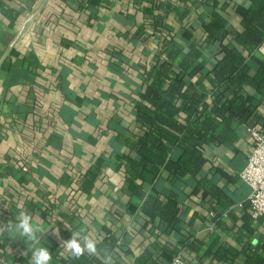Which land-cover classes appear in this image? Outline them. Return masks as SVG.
<instances>
[{
    "label": "crops",
    "instance_id": "1",
    "mask_svg": "<svg viewBox=\"0 0 264 264\" xmlns=\"http://www.w3.org/2000/svg\"><path fill=\"white\" fill-rule=\"evenodd\" d=\"M249 5L250 0H0V264H30V242L7 229L21 211L43 226L38 246L49 249L50 264H70L63 242L73 234L96 245L116 238L107 264H165V244L187 264H257L248 251L264 242V218L245 225L250 187L240 178L251 152L247 125L233 122L236 141L218 138L205 149L201 175L221 194L195 192L196 178L172 180L167 170L155 184L143 185L146 193L177 194L181 222L169 237L129 189L121 157L135 155L125 137L139 130L125 100L150 82L167 36L175 39L167 41L170 47L184 52L197 44L206 67L193 81L209 90L206 73L218 58V43L207 40V28L213 34L219 26L241 28V9ZM120 55L127 61L120 62ZM245 90L260 97L249 85ZM260 112L264 116V105ZM92 166L100 174L85 192L79 178ZM212 208L222 213L223 225L210 219ZM228 245L241 253L213 259Z\"/></svg>",
    "mask_w": 264,
    "mask_h": 264
},
{
    "label": "trees",
    "instance_id": "2",
    "mask_svg": "<svg viewBox=\"0 0 264 264\" xmlns=\"http://www.w3.org/2000/svg\"><path fill=\"white\" fill-rule=\"evenodd\" d=\"M241 13L239 29L227 30L219 26L213 34L215 29L207 28V40L214 39L218 43V58L206 73L211 82L209 90L200 89L193 81V77L206 67V62L200 60L197 44L192 42L189 50L184 52L167 44V41H175L170 35L163 42L162 58L154 63L157 66L150 82L138 96L125 100V104L134 109L139 124L138 132L125 137L126 145L135 152V155L124 153L121 156L126 162V181L132 193L143 199L142 207L151 217L159 218L158 229L165 236L172 235L181 222L182 208L177 194L173 192L165 197L157 190L146 193L143 185L155 184L167 170L172 180L196 178L195 192L200 189L213 196L219 195L221 188L207 175H201L207 162V146L218 138L225 144L236 141L238 133L232 128L235 121L264 128V116L260 112L264 105V53L257 54L264 47V0H250V5L242 8ZM118 57L120 62L127 61L121 55ZM248 85L260 97L246 93ZM127 131L125 127L118 128L123 135ZM173 149H178L174 157ZM99 174L98 167H90L79 178L80 188L85 192L90 190ZM211 211L214 212L212 222L223 225L222 213L217 208ZM244 217L245 225L253 219L251 212ZM263 218L259 219L262 221ZM117 246L116 238H104L97 243L96 254L85 251L78 259L69 258V263L106 264ZM162 251L165 264H170L179 254L166 244ZM240 253L232 245L222 246L213 254V259L227 261ZM248 258L264 264V242L250 248Z\"/></svg>",
    "mask_w": 264,
    "mask_h": 264
},
{
    "label": "built area",
    "instance_id": "3",
    "mask_svg": "<svg viewBox=\"0 0 264 264\" xmlns=\"http://www.w3.org/2000/svg\"><path fill=\"white\" fill-rule=\"evenodd\" d=\"M251 136V152L245 167L240 172L242 181L250 187L248 205L254 219L264 216V128L259 125H248ZM214 212L209 213L210 219ZM170 264H187L179 253Z\"/></svg>",
    "mask_w": 264,
    "mask_h": 264
},
{
    "label": "clouds",
    "instance_id": "4",
    "mask_svg": "<svg viewBox=\"0 0 264 264\" xmlns=\"http://www.w3.org/2000/svg\"><path fill=\"white\" fill-rule=\"evenodd\" d=\"M264 51V47L261 48ZM8 231L13 236L25 238L30 242L31 260L30 264H50L52 261V254L48 248L39 245L38 233L44 231L43 226L36 222L33 216L26 211H21L18 215V223L13 225L9 222L7 226ZM65 250L69 251L73 258L78 259L85 254V251L91 254H96V242L93 239L85 236L83 241L73 234L71 239L63 242ZM107 264V262H106Z\"/></svg>",
    "mask_w": 264,
    "mask_h": 264
}]
</instances>
